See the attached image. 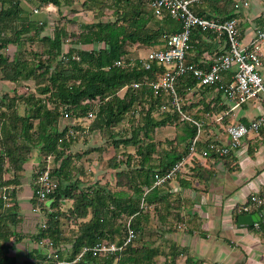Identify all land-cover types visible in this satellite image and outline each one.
<instances>
[{
  "label": "trees",
  "instance_id": "trees-1",
  "mask_svg": "<svg viewBox=\"0 0 264 264\" xmlns=\"http://www.w3.org/2000/svg\"><path fill=\"white\" fill-rule=\"evenodd\" d=\"M23 1L35 0H0V79L16 84L13 97L0 94V174H5L0 178V264H18L14 250L27 237L33 246L26 264H56L58 260L70 261V264H175L180 256L177 247L160 261L157 258L159 247L144 241L142 233L148 230L146 225L153 211L164 221L165 210L177 208L181 202L171 199L174 189L170 182L174 178H179L181 187L188 188L191 181L199 177V170L211 173L216 169V160L231 155L230 152L221 156L210 150L203 155L210 143L218 142L211 138L210 130L220 127V121L226 122L227 115L221 120H211V117L227 109L220 103L225 95L223 86L231 79L223 77L214 85L201 86L192 72L178 77L176 88L182 101L181 109L202 124L201 135L192 157L190 178L177 173L167 182L154 185L157 174H165L192 156L191 144L197 137L198 126L182 117L170 92L155 93L153 83L164 76L165 66L153 59L132 56L129 47L138 44L150 51L165 49L167 37L181 30V21L166 9L156 14L153 0H104L97 20L82 24L79 31H70L65 13L69 7L76 9L77 0H38L39 5L55 6L59 13L64 10L65 22L56 25L53 33H45L47 23L32 19L31 12L22 6ZM93 1L85 0L83 7L93 9ZM235 2L204 0L191 7L205 18L235 19L243 39V13ZM107 8L111 16L104 18ZM253 22L256 27L263 26L264 11ZM28 41L39 42L40 48L32 49L26 56L21 48ZM66 43L70 46L65 49ZM190 43L186 62L205 70L230 47L226 34L202 27L192 29ZM11 44L16 47L12 58L3 50ZM30 81L36 83L37 90L20 95L18 88ZM199 93L214 95L209 101L205 96L195 100ZM19 103L25 107L23 113L19 111ZM92 109L96 115L90 131L103 135L126 116L136 120V124L132 121L129 131L110 135L111 144L116 150H122L108 160L115 170V189L99 180L86 184L72 175L71 146L78 135L70 134L75 125L61 126V121L65 113L78 118ZM170 126L175 128V137L158 139L157 131ZM35 151H38V171L47 158L52 157V176L57 187L45 202L39 203L34 192L35 204L39 203L45 213L34 233H24L20 230L24 217L17 200V188L23 184L27 163ZM203 158L208 166L201 164ZM33 178L35 182L37 171ZM67 199L73 200L69 218L82 219L79 228L69 232L61 223L67 213L60 210ZM176 217L180 219L179 210ZM129 221L135 234L126 243ZM43 222L47 224L44 229ZM198 228H201L199 223ZM250 228L264 233V224ZM41 238L54 242L51 251L56 257L49 258L46 247L39 246ZM104 240L123 248L98 256L87 251L80 256L84 247ZM186 264L204 263L189 255Z\"/></svg>",
  "mask_w": 264,
  "mask_h": 264
},
{
  "label": "crops",
  "instance_id": "crops-1",
  "mask_svg": "<svg viewBox=\"0 0 264 264\" xmlns=\"http://www.w3.org/2000/svg\"><path fill=\"white\" fill-rule=\"evenodd\" d=\"M244 10L243 41L248 42L254 36L256 24L253 23L254 33L250 34L246 25L248 15ZM261 71L264 75V65ZM223 77L230 80L231 72H225ZM220 104L226 105L227 109L215 118L227 115L226 122L220 121L221 126L212 128L210 133L213 140L223 145L229 143L227 125L249 123L259 117L264 118V98L261 95L237 107H234L224 95ZM194 155L186 158L185 165L190 162H193L192 166L194 165L192 159ZM201 164L208 166L204 158ZM215 168L211 173L205 169L199 170L201 171L199 177L192 180L188 188L181 187L177 177L170 182L176 192L171 196L172 201L179 199L181 202L177 204L179 209L177 206L169 208V211L165 210L167 218L164 216V221L160 220L159 224H155L160 230L158 234L155 232L156 236L149 242L159 247L160 253L157 258L160 259L162 253H165L166 258V254L177 247L180 256L175 264H186L189 255L202 260L204 264H264V233L250 228L249 225H241L239 219H236V216L251 215L243 214L240 206L251 194L264 190V123L259 131L250 132L245 136L239 147L233 149L227 159L216 160ZM183 169L179 172L180 177L190 178L185 176ZM190 171L192 172V168ZM24 177L28 179L27 170L22 178ZM17 189V200L21 210L23 211L22 199L28 201L26 208H29L28 212H21L24 220L20 230L24 233H34L41 219L34 220L32 215L41 213L35 210L37 205L33 198V181L23 180V184ZM177 210L180 212V219L176 217ZM255 214L260 216L259 221L263 225L264 207L252 215ZM151 217L159 219L155 211ZM198 223L201 225L200 229ZM152 228L154 227L149 226L148 230L153 231ZM32 244L27 237L16 245L14 251L17 249L26 251L24 256H22L24 252H18L19 256L16 251L18 264H26Z\"/></svg>",
  "mask_w": 264,
  "mask_h": 264
},
{
  "label": "built area",
  "instance_id": "built-area-1",
  "mask_svg": "<svg viewBox=\"0 0 264 264\" xmlns=\"http://www.w3.org/2000/svg\"><path fill=\"white\" fill-rule=\"evenodd\" d=\"M202 1L204 0H153L152 5L156 9V14L160 15L163 9L168 10L173 18L181 21L182 28L180 31L167 37L165 49L150 51L145 58L156 60L166 68L164 76H162L157 82L153 83L155 93L157 94L161 90L170 92L173 96V104L181 112L182 117L191 120L198 126L197 137L191 144L192 155L195 154L196 144L201 135L202 124L199 121L192 119L181 109L182 101L176 88V82L181 74L192 72L198 79L199 85L209 86L221 82L223 74L230 71L231 81L229 84L224 85L223 89L225 97L234 104V107L254 100L259 95L264 98V75L261 71V68L264 65V25L256 27L254 36L248 42H244L243 39H241V32L235 19L205 18L195 13L191 5L195 2ZM249 4V0H236L235 2L236 8L241 12L247 8ZM195 27L214 30L220 34L224 33L227 35L230 44L229 49L218 57L215 64L209 70H205L195 64H188L186 62L187 54L191 49L190 40L192 29ZM147 67H150L149 63H147ZM95 115L96 111L92 109L86 116H84V120L92 121L95 118ZM69 117L70 114L65 113L64 118L67 119ZM81 119L82 118L80 117L76 118V122L81 121ZM221 119L222 116L217 118V120ZM263 123L264 118L259 117L249 123L240 122L229 125L226 128L227 133L229 134V143L223 145L220 142H212L208 145V148L206 149L207 151H204L203 155H207L208 150L215 151L221 156L228 155L233 149L239 147L242 139L250 132L259 131ZM78 130L79 129L73 127L70 129V134L76 135ZM52 162V157L49 156L47 161L41 166L39 171H37V178L34 182V192L39 202H45L48 195L57 187V183L52 176ZM185 163L186 159L177 163L165 174H157V181L154 185L163 184L175 177L177 173L182 170L183 166H185ZM4 197L6 198V194H4ZM263 207L264 190L251 194L247 201L240 206V211L245 214H252L254 212L256 213ZM35 210L42 213L40 205H38ZM255 226L260 228L261 222H255ZM42 227L43 229L47 227L46 222L42 223ZM127 228L128 237L126 243L130 241L135 234L130 225V221ZM38 244L42 247L48 246L49 258L55 256L51 251L54 248V242L51 239L41 238ZM122 248L123 246L104 240L97 242L93 246L84 247L80 256L87 251H91L94 256L105 255L107 253L121 250ZM70 263V261L58 260L56 264Z\"/></svg>",
  "mask_w": 264,
  "mask_h": 264
},
{
  "label": "rangeland",
  "instance_id": "rangeland-1",
  "mask_svg": "<svg viewBox=\"0 0 264 264\" xmlns=\"http://www.w3.org/2000/svg\"><path fill=\"white\" fill-rule=\"evenodd\" d=\"M85 0H77L75 8H71L69 7L67 10V12L65 13L67 19L69 20L68 22V29L70 31H79L82 24L85 23H90L93 22L94 20L98 19L97 13L100 10V7L103 6V1L104 0H95L92 2V7H94L93 9H85L83 7V2ZM250 4L249 6L246 8V10H244V12H246V14L248 15V19H247V27H249V33H254L253 31V19L257 17V15H259L262 11H264V2L263 0H249ZM103 3V4H102ZM40 2L38 0H35L34 2H26L23 1L22 2V6L29 10V13L31 14V18L32 19H36L39 21H44L47 23L46 29H45V33H53L54 31V27L56 25H60V23L65 22V17H63L64 15V10H61V13H59L55 6L53 5H47L46 7L43 5H39ZM72 10H76L75 13ZM105 13L106 15L104 16V18H108V16H111V10L110 8L105 9ZM243 21V20H242ZM28 36V35H26ZM138 44H135L133 46H130V50H131V54L134 57H139V58H146L149 54V50L148 48H145L143 46L138 47ZM69 44H65V49L69 48ZM40 48V43L39 42H35V43H30V41H28L27 43H25L21 50L23 51V54L30 55V51L32 49H39ZM5 51V53H7L11 58L13 57L14 54H16V47L14 45H8L6 48L3 49ZM36 83L34 81H30V82H26L23 84V86L19 87V91H20V95H24V94H28L29 92H34L35 89L37 88V85H35ZM16 88V84L13 82H9V81H3L0 79V94H8L10 97H13L15 95L14 93V89ZM37 90V89H36ZM214 95L213 94H207V95H203L201 93H199L198 95H196L195 100H199L201 99L203 96H205V98H207V101L211 100V97ZM19 111L21 113L24 112V105L22 103H19ZM82 118L81 121L76 122V117H69L67 119H62L61 121V126H65L67 124L70 125H75V128L79 129L78 133H77V137L75 138V140L72 143V150H71V155L73 156V161L71 163V168L73 169V177L74 178H81L86 184L89 182H93L94 180H99L102 183H106L108 184V186H110L111 188L115 189L116 188V180H115V170L113 168L110 167V165L108 164V160L111 159L115 153H121L122 150L118 149L116 150L115 147L111 144V139H110V135L112 132H117V131H126L130 129L131 125H132V121L134 119L131 118V116H126V119L121 122L120 124L116 125L113 129H109V131L107 132V134H101V132L99 131H90V127L91 124L93 122L89 121V120H84V117H80ZM215 119V115L213 116V118L211 117V120ZM136 124V120H134ZM156 136L158 139H173L175 137V128L173 126L170 127H165L162 129H159L156 133ZM69 153V151H68ZM38 151H35L30 162L27 163V176L29 180H32L34 182V178L33 175L36 171H38L37 169V165L38 164ZM124 155H120L121 158H123ZM126 157V156H124ZM54 162H52V166ZM192 164L193 162H190L188 164H186L185 166H183V170L182 172H185V176H190V168H192ZM186 166H188L186 168ZM187 170V171H186ZM184 174V173H183ZM2 175L4 177L5 174H0V178H2ZM6 176L8 177V174H6ZM188 178V177H186ZM23 179V178H22ZM27 177H24V182L28 181ZM176 179H179L178 177ZM34 185V183H33ZM34 187V186H33ZM3 191V189H2ZM176 193V192H174ZM37 199V198H36ZM38 200V199H37ZM27 202L26 199H22L21 203H22V209L20 208V212H28L29 208H26L27 206ZM39 202V201H38ZM26 203V204H23ZM40 203V202H39ZM39 203H36V205L38 206ZM176 204V203H175ZM36 206V207H37ZM73 206V200L71 199H67L64 201V204L62 205V207L60 208V210L65 211L67 213V216H63L61 219V223H62V227L69 232L71 229H75L77 230L80 226V222L82 221V219H71L69 218L70 215V208H72ZM43 211V210H42ZM45 212L41 213V215H43ZM39 215V214H38ZM32 215L34 216V220L37 219H43V216L41 215ZM29 219V218H28ZM89 219V218H87ZM85 219V220H87ZM27 223L30 222L26 221ZM160 220L159 219H155L154 217H151L150 222L146 225L147 228H149V226L154 227L152 228L153 231L151 230H144V232L142 233V236L144 238V241H150L152 240L156 234L155 232L157 231L158 234V230H160L159 227H155V224H159ZM178 224V223H177ZM36 228V226H34ZM25 230H27L26 228H24ZM33 246V244H32ZM42 247V246H40ZM43 248V247H42ZM48 252V246H46L45 249ZM17 254L18 252L23 253L24 250L23 249H17ZM16 251H14V253L16 254ZM26 253V251L23 253L22 256H24ZM19 255V254H18ZM20 256V255H19ZM161 260L165 259V255L164 253L161 254L160 256ZM160 260V261H161ZM177 263V262H176Z\"/></svg>",
  "mask_w": 264,
  "mask_h": 264
},
{
  "label": "water",
  "instance_id": "water-1",
  "mask_svg": "<svg viewBox=\"0 0 264 264\" xmlns=\"http://www.w3.org/2000/svg\"><path fill=\"white\" fill-rule=\"evenodd\" d=\"M260 220V216L258 214L255 215H243L239 217V223L241 225H249L253 226L255 222Z\"/></svg>",
  "mask_w": 264,
  "mask_h": 264
}]
</instances>
